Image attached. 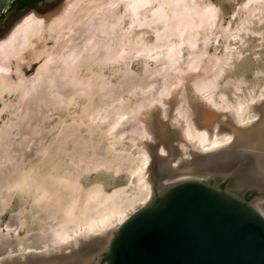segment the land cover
I'll use <instances>...</instances> for the list:
<instances>
[{
  "label": "bare ground",
  "instance_id": "bare-ground-1",
  "mask_svg": "<svg viewBox=\"0 0 264 264\" xmlns=\"http://www.w3.org/2000/svg\"><path fill=\"white\" fill-rule=\"evenodd\" d=\"M120 1L122 0H66V3L62 7L51 10L49 13H40L37 10H31L20 17L8 32L0 37V212L3 208L2 202L4 201V197H9L10 199L14 190L32 196L35 204H37L38 208L40 207L39 210L45 209V214L47 213L46 215H48L49 218L52 217V220L56 219L53 220L54 223L57 221L56 224L51 227L53 244L45 247V249L41 251V253L43 252L44 254L49 253L51 248L55 247L74 249L79 244L84 243L83 241L85 239L92 237L93 234L96 235L100 241H96L97 245L95 246L101 243L99 244L101 245L99 250L107 249L112 241L110 239L113 237L114 232L137 211L138 204L145 206L155 196L156 186H154V184L156 181L169 183L173 178L170 179V181L168 179L164 181L165 176L170 178L174 177V179H176L178 177L175 176H185L188 174H194L200 178H205L208 176L209 172L216 170L215 167L217 163L221 164V161L224 159L227 161L224 152L228 150L232 151L231 149H233V146H240L243 155H248V157L244 156L240 159L248 164L244 162V164L248 166V168L243 171L246 172V179L250 178V181L253 179L254 183H257V185L261 187L260 190L264 191V93L261 94L260 98L256 100L252 98L253 100L248 101V103L238 102L235 105H230L231 103H229L227 98L222 96V98L217 99L212 92H207V95L206 93L201 94V99L204 100L202 102H200L201 100H197L199 97L185 98L184 100L187 102L188 106H184L182 104V102H184L183 98H172L167 100L168 98L161 97L164 96L166 92L168 93V89H166L168 85H166L165 83L167 82H165L164 84L166 86L163 84L165 88L161 85V88L164 90L162 91L160 88L161 90L157 92V96H152L153 98H151V95L150 97L148 96L149 98L143 96L145 98H140V100L137 99L138 101L135 100L134 106L128 102L127 99L114 96V93H112V95L111 91L113 87L110 88L111 85L103 79L102 73H97V71L95 73L94 70L95 64H99V62L109 60L116 61L119 59L127 60L129 56L126 54L130 52L135 53V56L143 55L146 58H153L155 60L160 54H163V57L158 59L159 62L155 61L157 63L156 67L154 69H152V67L151 71L149 70L150 75L152 74L155 76L156 73H161L166 67L167 69L174 67V64L181 58V53L185 50V48L182 47L184 43L188 44L187 54L188 57H190L186 58V60H188L185 61V63L189 65L188 69H191L190 66H192V69L193 67L196 68L201 61L202 63L204 62V60L201 59H204L203 55H206L205 52L209 46L207 42H210L212 38L211 32H214L212 31L213 26H215L214 24H216L218 20L220 12L218 6L210 0H125L123 5L128 13L127 16L130 17V27L135 25L140 28L139 34L136 37L134 36L135 38H131L128 32L130 28H122L124 22L123 14L115 11V7ZM155 1L157 2L156 4H154ZM251 1H255L253 3L257 2V4H253V6L250 5L249 9H262L264 0H248L244 8H247ZM148 5L151 6L147 7ZM147 12L148 14L149 12L152 13L148 15ZM151 21L158 23V25L154 27L157 35L159 34L158 32L167 29V31L157 37L159 40L165 38V40H161L162 42L151 44V42L148 43L143 37V26L150 25ZM222 28L224 29V27ZM224 30H226V28ZM199 35L201 36L199 37ZM171 36H173V38L176 36L177 39H170ZM232 36H238V34ZM199 41H202L203 45L198 49L197 44ZM50 42H52V44ZM195 46L196 48H194ZM162 47L165 48L160 51L161 49L159 50L158 48ZM227 48H229V46H227ZM156 49L159 51L154 52ZM236 54L238 53L229 50L226 56H224L225 58L222 57L224 60L219 58V62H221V59L223 64L222 66L220 65L218 71L214 74L215 79L220 77L224 70L223 66L230 63V60L233 59ZM212 58L211 60H216L215 64L219 63L217 58L215 59V56H212ZM197 60H199V63L196 62ZM33 62H39L40 65L34 75L28 76L26 71ZM83 68L90 71L91 75H84ZM175 69L179 71V66ZM180 69H182V67ZM146 72L148 73V70ZM94 75H97L96 79L93 78ZM208 78L206 81H208ZM179 79L182 80L183 77L179 75L178 80ZM215 79H213V82L211 81V83H209V86L212 83L213 86H218ZM146 81H148V79ZM191 81L192 80H190V82ZM202 81L201 79L200 83ZM153 83L154 82H152V84H144L139 80V82L133 84L135 87L141 86L142 90L146 91ZM200 83H198V86L201 87ZM196 85L197 83L194 88L196 87L197 89ZM206 85H208V82L205 86ZM134 86L132 87L135 88ZM146 86L148 87L143 89V87ZM153 87H155V85ZM159 87L160 86L155 88L158 89ZM200 87H198V90L203 91L204 89ZM135 90L139 89L136 88ZM190 90L193 91L194 89ZM100 91L102 92L100 93ZM86 95H88L89 98H87L84 103L82 101V113L77 114L78 112L75 111L76 113L74 115L69 114L71 115V122H64L65 118L60 121V127H62L64 136L62 135L58 140L53 136V139L57 141L52 140V142L54 141V143L51 142L52 145H50V142L44 143L45 146H47H41V148L43 147L41 152L42 155H39V159L34 161L35 163L32 162L33 164L28 167L27 165L22 168L16 167L20 164H18V160L16 162L17 158H15V156H18L13 154L17 151L15 149L16 147H11L16 144V142L13 141V137L19 135V132H24L27 135H34L37 131H40L36 126H31L30 124L33 123L30 122H34L35 125L38 124L36 123L38 122L37 120L42 122V120L39 119L40 117H36L37 120L34 117L37 116L38 111L40 112L39 108H41V110L44 109H42V104H38L39 108H37L31 100L39 98L40 101L50 105L51 108L52 105L55 107L60 106L68 108L70 105L77 103V97ZM97 95L101 98H97L96 100L95 97ZM14 98L18 99L15 100ZM19 98L28 99L21 102ZM143 101H148L150 104L156 102L161 106L163 104H165V106L169 104L167 105L169 107L166 108L167 106L165 107L164 105L158 107L156 105V108H158L152 112L149 110L150 106H148L144 111H142V108L141 112H138V107H143ZM50 106L46 107L50 109ZM22 108L23 111H19ZM45 110L46 111L42 112L44 116L48 111L47 109ZM5 111H8L10 115L7 124H3ZM139 114H141V116ZM230 114L232 116H230ZM162 115L169 116L173 121H177L179 126L176 125L177 127H174L175 123L173 125L169 123V121L163 120L161 117ZM43 118L45 120V117ZM85 118L87 121H85ZM131 119H136L137 122L131 121ZM24 120H26L25 123H23ZM28 122L30 124H28ZM128 122H133L134 124L131 123L132 125L125 127ZM83 124L86 125L87 131L90 132L89 137L91 141L88 140L89 137L87 139L83 136V132L81 133L80 127ZM28 125H30V130L28 129ZM171 125H173L174 128ZM129 131L133 133L136 132L137 134V136L131 137V140L129 139L132 146L135 145L139 148L137 152L134 153L128 152L129 150L126 152L123 148H117L118 144L122 145V142L130 137L123 140L124 136L129 133ZM98 136L104 138L103 141L107 139L105 143L101 139L105 146H102V142L100 144L104 147L106 153L103 150V152L97 150L100 149L98 147H96L97 149L94 148L95 144L97 146ZM149 138H152L155 142H150ZM32 140L33 138H29L28 141L26 140L28 142V147H31L29 142ZM8 141L9 143L10 141L15 142V144L11 142L10 147L12 149H9V151L7 149L9 145L6 149L2 148ZM26 141L23 144H25ZM69 141H71L75 147V154L73 153L74 155L70 157L71 161L74 163H72L74 166H71L75 168L71 166L66 167L68 165L65 166V159L63 161L64 156L67 154L65 148ZM41 142L42 141L39 142V145L43 143ZM175 142H180L184 146L183 149H179V144ZM87 145L93 146L88 147L93 148L92 150L96 149L98 152L94 150L96 153L93 151V155L87 153V156L85 153L86 150H84V152L82 151ZM159 147L161 152L157 155L161 156L160 161H158L155 152ZM39 148L37 147V149ZM24 149L26 148H23L22 152L25 153L27 150L24 151ZM40 149L38 152L41 151ZM34 150L32 149V153ZM149 151L151 154H149ZM97 153L102 154V156ZM163 153L167 155L165 156ZM201 153L205 155L200 156L199 154ZM27 155L28 154H26V156ZM186 155L192 158H185L184 156ZM23 156H25V154ZM29 156L32 157L30 154ZM85 156L88 157L87 159L90 158L91 160H89L95 166L107 165L108 168L114 165V167H117V170H120L123 166L126 167V170L128 168L131 172L130 174L136 175L137 177L138 191L134 195H128L125 188L120 187L111 192H106L100 184L82 190V186L78 182V175L80 173H78V170L73 169H77V167L81 166L82 162L80 161L86 158ZM28 158L25 160L28 161ZM11 160H14L16 165L14 162H9ZM215 160L217 163H215ZM7 161L8 164H14L13 168L11 164H7L9 166L7 167L5 164ZM84 161L86 160L84 159ZM170 161H175L177 165L170 167L167 172H163L164 175L157 173L158 170H155L157 169L156 167L162 168L160 162L164 163ZM3 163L6 166H2ZM78 163H80V165L76 167L75 165ZM222 165L224 164L222 163ZM2 167H6L8 170ZM72 170L77 173H74ZM151 171L153 173L152 176L149 174ZM3 172L6 175L2 174ZM256 206L264 215V195L259 199ZM30 247L27 245L19 249L22 258L27 262L35 260L30 256L38 253L35 249L28 250ZM53 253H55V251ZM79 254L81 255V253ZM41 256L42 255L39 257L41 258ZM81 256L79 259H82ZM18 260L19 261H16V263L21 262L24 264L23 261L20 259ZM48 260H51V258ZM14 263L12 262V264Z\"/></svg>",
  "mask_w": 264,
  "mask_h": 264
},
{
  "label": "rangeland",
  "instance_id": "rangeland-1",
  "mask_svg": "<svg viewBox=\"0 0 264 264\" xmlns=\"http://www.w3.org/2000/svg\"><path fill=\"white\" fill-rule=\"evenodd\" d=\"M124 1L125 0H122L119 2V4L116 6L117 8L115 7V11L116 12L118 11V13L123 14L124 22L122 24V28L129 27L130 28V29H128V32L130 33L129 36L131 38H135L139 34L140 28L135 26V25H132L133 27H130V20H129L130 17L127 16L128 13L125 9V6L123 5ZM210 1L218 6L220 12L218 15V20L216 19L217 23L215 22L216 24H214L215 26H213V29H212V31H214L215 33L211 32L212 33L211 37L213 39L211 38L210 42H207V44L209 43V46L207 45L208 47H207L206 52H205L206 55H203L204 57L203 56L202 57L204 59H201V60H204V62H206V63H204V62L202 63V61H201V63H199L198 62L200 60L199 59L196 61L199 63L197 65V67L196 68L193 67L194 70L192 69V66H190L191 69H188L189 65H187V63H185V61L188 60V59L186 60V58H190V57H188V54H187L188 44H186V43H184L182 45V47L185 48V50L183 51V53H181V55H182L181 58L177 61L178 63L176 62L174 64L175 68H178V66H179V71L177 69H175L174 67L168 68L169 70L166 67L165 68L166 70L165 69L162 70L161 73H156V74L154 73L155 76L152 74L150 75L149 70L151 71L152 67H153L152 69H154L156 67V65H157L156 62H159L158 59H161L163 57V54H160L159 56H161V55L162 56L161 57L158 56V58L155 60L153 58H146L143 55H139V56L136 55L135 56L134 55L135 53L130 52V53L126 54L127 56H129V58L127 60L119 59L116 61L115 60H113V61L109 60V61L99 62V64L97 63L94 66L95 73H96V71H97V73H102L103 79L106 82H108L109 85H111L110 88L113 87V89H112L113 92L111 91V94L114 93V96H118V97L120 96L121 98H125L128 100V102H130L132 105L135 106V102L140 100V98H145V97L149 98L150 95H151V98H153L155 95L157 96V92H159L161 89H162V91L164 90L163 88H161V85L164 87V85L166 84V85H168L166 87V89H168V93L164 92L165 95L163 94L164 96H161V97L162 98H168L167 100H170L172 98H179V99L183 98V101L185 102V100H184L185 98H189V97L198 98L199 97L197 100H199V101L201 100L200 102H202L204 100L201 99L202 98L201 94L206 93V95H207V92L208 93L212 92L214 97L217 99L222 98V96L227 98L229 103H231L230 105H235L238 102L248 103V101H252L253 99L256 100V99L260 98L261 94L264 93V2H263L261 10H251V9H249L250 5L253 6V4H257V2L253 3L255 1H251L248 4V6H247L248 9H247L244 7H245V3L248 0H210ZM259 1H262V0H259ZM65 3H66V0L42 1L38 4V6L28 8L27 10L19 12V13H16L14 11L11 12L10 8H9L6 11L5 16L3 15L4 19H3L2 23L0 24V37L3 36L5 33H7L8 30L12 27V25L20 17H22L24 14H26L27 12H29L31 10H37L40 13H49L51 10L62 7ZM120 3H121V5H120ZM156 3L157 2L155 1L154 4H156ZM150 6L151 5H148L147 7H150ZM122 8H124V9H122ZM119 11H121V12H119ZM151 13L152 12H149V14H148V12H147L148 15H150ZM151 22H150V25H146V26L144 25L143 26V29H144L143 30L144 33L142 34L143 37L146 39V41L148 43L151 42V44H153L155 42H162L163 40H165V38L159 40V38H157V37L160 34L167 31V29H165L164 31L161 30L162 32H158L159 34L157 35V32L155 31L154 27L156 25H158V23H155V22L151 23ZM153 23H155V24H153ZM159 25H160V23H159ZM216 25H218L219 27ZM151 27H153V28H151ZM222 27H224V29L226 28V30H224ZM236 34H238V36H232V35H236ZM200 36L201 35H199V37ZM155 37H156V39H155ZM215 37H216V39H215ZM170 39H177V37L174 36V38H173V36H171ZM50 43L52 44V42H50ZM202 45H203L202 41H199L197 44V48L199 49ZM204 46H206V45H204ZM227 46H229V48H227ZM164 48L165 47L158 48V49L159 50L161 49L160 51H162V50H164ZM194 48H196V46ZM158 49L154 50V52L159 51ZM198 49H194V50H198ZM229 50H232L234 53H238V54H236L234 56V58L230 60V63H228L227 65L225 64L223 66L224 70L222 71L220 77H217V79H215L214 74L216 73V71H218L220 65L222 66V64H223L222 60H224V58H225L224 56H226V54H227V52H229ZM206 56L207 57L209 56V57L207 58ZM212 56L213 57L215 56V59L217 58L218 62H219V58H221L222 60L220 59V61H221V62H219L220 64L216 63L217 64L216 65L215 64L216 60L215 61L211 60V59H213ZM222 57H224V58H222ZM204 64H205V66H204ZM39 65H40L39 62L38 63L33 62L32 65L30 66V68L27 69V71H26L27 75L28 76L34 75V73L37 71ZM126 65H128V66H126ZM215 66H218V67H215ZM181 67H182V69H180ZM172 68H173V70H172ZM147 70H148V73L146 72ZM123 73H125V74H123ZM127 73H128V75H127ZM201 73L203 74V76ZM83 74L84 75H91L90 71L86 70L85 68H83ZM156 75H158V76H156ZM179 75H180V77H183L182 80L179 79L180 81L178 80ZM210 76H211V78H210ZM153 77H154V80H153ZM93 78L96 79L97 75H94ZM191 78H193V79H191ZM207 78H208V81H206ZM212 78L215 79L216 84H218L217 87L213 86V83L210 84L211 87L209 86V83H211V81L213 82ZM138 79L140 80V82H143L144 84H146V83L152 84V82H154V83L152 86L150 85L149 87L148 86L143 87V89L148 87V89H146V91H145V90H142L141 86H136V87L134 86L133 83L139 82ZM147 79H148V81H146ZM155 79H156V83H155ZM198 79H199V81H198ZM201 79L203 81H205L206 83L203 81L200 83ZM190 80H192L193 82L192 81L190 82ZM161 82H162V84H161ZM165 82H167L168 84ZM195 82L197 83V85H196L197 89H196V87L194 88V86L196 84ZM207 82H208V85H206V86L208 88L205 86V84H207ZM198 83H200L201 87L198 86ZM154 85H155V87H158V86H160V87L157 89V88L153 87ZM132 86H134L135 88H133ZM212 86H213V88H212ZM114 87H115V89H114ZM198 87H200L204 90L200 91V90H198L199 89ZM136 88L139 90H135ZM190 89H194L196 91H194V90L192 91ZM104 91H106V90H104ZM165 91H167V90H165ZM101 92L102 91H100V93ZM199 92H200V94H199ZM152 94H154V95H152ZM198 94H199V96H198ZM97 96L95 97L96 100H97V98H101V97H99V95H97ZM143 96H145V97H143ZM82 97H77L78 98L77 103L74 105H70L68 108H66V107L63 108L60 106L55 107L53 105L51 108L50 105L45 104L43 101H40L39 98H34L31 100L32 103L37 108H39L38 104H42V109H44V110H41V108H39L40 112L38 111L37 116L34 117L36 120H37V118L40 117L39 119L42 120V122H39V120H37L38 122H36V123H38V124H36V125L32 121L30 123H33L34 125L30 124L28 122V124H30L33 127L36 126V128L40 131L39 132L37 131V133H35L34 135L31 134L32 137L30 134L27 135L24 132H22V133L19 132V135H16L15 137H13V141H15L16 144H15V142L10 141V143H9V141H8L2 147L3 149L4 148L6 149L7 146L9 145L8 146L9 148H7L8 151H9V149L16 147L15 149L17 151L16 150L15 151L17 153L20 150L18 154L15 151H14L15 153H13L14 155L18 156V157L15 156V158H17L16 162L18 160V164H20L19 166L17 165L16 167L22 168V167H26L25 165H27V167H28L29 165L33 164L32 162L37 161V159H39L38 157L41 154L43 147L47 146V145L45 146L46 143L50 142V145H52L51 142H52V140H54L53 139L54 137L58 140L59 137H61L62 135L64 136V134L62 132V127H60L61 126L60 121L65 118L64 122H66V123H68L69 121L71 122L72 121L71 115H74L76 112H78L77 114L82 113L83 103L87 100V98H89V96L86 95V96H82ZM14 99L17 100L18 98H14ZM19 99L21 102H23V101L27 100L28 98H19ZM238 100H240V101H238ZM82 101H83V103H82ZM184 102H182V104L184 106L185 105L188 106L187 102H185L186 104ZM148 103H149L148 101H143L142 102L143 107H141V106L138 107V112H141L142 108H143L142 111H144L146 109V107H148V106H150L149 110L154 112L158 107L161 106L160 104H158L156 102H155L156 104L155 103H153V104L149 103L150 105ZM144 105H145V107H144ZM156 105L158 106L157 108H156ZM163 105L165 106V104H163ZM167 105H169V104H166V106ZM46 106H50V109H49V107L47 108ZM168 107L169 106H167L166 108H168ZM45 109H47V110L49 109L48 110L49 112L47 111V113L44 116V113L42 114V112L46 111ZM19 111H23V108L20 109ZM58 114H59V116H58ZM69 114H71V115H69ZM139 115L141 116V114H139ZM9 116L10 115L8 114V111H5L3 124L8 123ZM42 116L45 117V120ZM230 116H232V115L230 114ZM161 117L163 120L169 121V123H171L173 125L175 123L174 127L179 126L177 121H173L171 118H169V116L162 115ZM132 120L133 119H131V121ZM25 121L26 120H24L23 123H25ZM85 121H87V119ZM133 121L137 122L136 119H134ZM128 123H127L128 125L126 124L127 126L125 125V127H128L129 125L134 124L133 122H128ZM30 125H28V129H29ZM173 125H171V126L173 127ZM103 126H105V125H103ZM51 127H52V129H51ZM41 128L44 130H42ZM80 129H81V133L83 132L82 133L83 136L88 139V137L90 136V132L87 131L86 125L83 124L80 127ZM27 130H26V132H27ZM59 132H60V134H59ZM131 132L129 131V133H127L124 136L123 140L129 136L130 137L125 139L124 142H122L124 144V146H123V144L122 145L120 144L121 146L118 144V146H117L118 149L123 148V149H125L126 152L129 150L128 152H130V153L131 152L132 153L137 152V150L139 148H137V146H135V145L132 146L131 141H129V139L131 140V137L137 136V134H136V132L135 133L132 132V134H131ZM96 133H98V132H96ZM98 137L99 138H97L98 139L97 146L95 144L94 148L98 147L100 149L96 148L97 150H100V151L103 150L104 151V147H102V146L103 145L105 146V144H103V142L105 143V141L107 139L103 141L104 138H100V136H98ZM29 138H31V139L33 138V140L29 142L30 143L29 145L31 147L27 146L28 145L27 141L29 140ZM101 139L103 142L101 141ZM88 140H90V137ZM25 141H26V143L23 144ZM40 141L43 142V143L41 142L42 143L41 145H39ZM54 141L52 143H54ZM149 141L155 142L154 140H152V138L151 139L149 138ZM11 142H12V144L13 143L15 144L14 146H11L12 148L10 147ZM37 142H38V146H37ZM101 142H102V146L100 145ZM34 144H36V145H34ZM176 144H179V146L177 145L179 149L180 148L183 149L184 146L180 142H177ZM180 144H181V146H180ZM36 146L38 148H39V146H40V148H41V146H43L41 149L39 148L41 150V151H39L40 153L38 152L39 149H37ZM48 146H49V144H48ZM88 146H91V145H87V147L84 149L82 148L83 149L82 151L84 152V150H86V152H85L86 155H87V153H91L93 155V151L94 150L96 151V149L92 150L93 148H91V147H93V146H91V147H88ZM99 146H101V147H99ZM17 147L19 148V150ZM35 147H36L35 150H37V151L34 150ZM23 148H26V149H24V151L27 150L25 153L22 152ZM232 148L233 149H231V150L233 151V153H232V151H229V150L224 152V155L227 158V161L225 159L221 161L224 165H222V163L218 164L215 160V163H217V166L215 167V169H216L215 171H219L220 169H221L220 171H225V170L229 171V172L236 171L239 175V179L241 182L246 183V184L253 183L254 182L253 179L251 180L252 182L250 181V178L246 179V177H245L246 172H243V171H245V169L248 168V166H247L248 164L244 160L243 161L240 160L244 156L248 157V155L247 154L243 155L242 148L240 146L239 147L233 146ZM32 149L34 150L35 153L34 152L32 153ZM65 149L67 150V151L65 150L67 152V154L65 152L66 156H64L63 161L65 159V161H64L66 163L65 166L68 165L66 167H70L71 165L74 164L70 159L71 155L75 154L74 144L71 141H69V143H67ZM95 151H94V153L98 152V151H96V152ZM102 152H100V153H102ZM155 152H156V156L158 157V161H160L161 156L157 155L161 152L160 147L157 148V150H155ZM23 153L25 154V156H23L24 155ZM26 154H28L27 155L28 157H30L29 154L32 157L28 158L26 156ZM149 154H151L150 151H149ZM164 155L166 156L167 154L165 153ZM199 155L201 156V155H205V154L201 153ZM229 155H231L232 157ZM241 155H243V156H241ZM87 156H85L86 158H84L86 161H84V159H82L80 161V162H82L80 167H77L80 165V163H78L77 165H75L77 167V169H73V170H78V173L81 174V175L80 174L78 175V177H79L78 182L81 184L82 190L89 189L93 186L100 184V186L106 192H111L114 189L120 188V187H122V188L124 187L128 195H134L138 191L137 177H136V175L130 174L131 172L129 171L128 168H127V170H128L127 171L126 167H124V166L122 167L123 169L120 168V170H117L116 169L117 167H114V165L111 167H108V168H107V165L106 166H104V165L95 166L90 161L91 160L90 158H89L90 160L87 159L88 158ZM100 156H102V154H100ZM186 156H184V157L185 158L190 157L189 155L187 157ZM26 157L28 158V161L30 163L25 160V159H27ZM18 158H20V159L22 158L21 161ZM190 158H192V157H190ZM24 160H25V164H24ZM223 161H225V162H223ZM9 162H14V160L13 161L11 160ZM244 162L247 165H245ZM21 163L23 164V166ZM162 163L163 162H160V166L162 167L161 169L158 168V166L156 167L157 169H155L156 171L157 170L159 171V172L157 171V173H160V175H164V173L167 172L170 167L177 165V163L175 161L164 162L163 163L164 165ZM5 164L7 165L8 161ZM5 164L3 163L2 166ZM9 164H11V163H9ZM14 164H15V162H14ZM14 164L12 163L11 164L12 166L11 165L10 166L13 168ZM243 164L246 168L243 166ZM8 165H7V167H9ZM73 166H71V167L75 168ZM219 166H221V167H219ZM5 168H3V169H5ZM218 168H220V169H218ZM6 169L8 170V168H6ZM11 169H9V170H11ZM4 171H6V170H4ZM73 172L77 173L76 171H73ZM2 174L6 175L4 172ZM149 174H150V176H152V174H153L152 171L149 172ZM175 177H178L176 179H179V178H184V177H198V176L194 175V174H188L185 176H175ZM164 178H163L164 181H166L167 179L170 181V179H172V178H173L172 181L176 180V179H174V177L170 178V177L165 176ZM205 179H208L211 183H213V181H214V179L211 178L210 176L205 177ZM154 186H156V184H154ZM263 195H264V191L258 189V187H253L252 189H249L245 193V197L248 199H255L256 198V200L254 201L255 205L257 204L259 199L263 197ZM11 196L12 197H10V199H9V197H6V198L4 197V199H3L4 201L2 200L3 201L2 202L3 208L0 212V233H1L0 234V264H12V262L14 263V261L16 263V261L17 262L19 261L18 259L23 261L24 264H71V262H72V264L73 263L74 264H108V259L106 257L105 251L99 250V247L101 246L99 244H101V243H98V246H95V245H97V242H100V241L96 237V235H94V234L92 235V237H89L90 239L89 238L85 239L83 241L84 243L79 244L74 249L73 248L68 249V248H64V247H61V248L55 247V248H51V251L47 254H44L43 252L41 253V251H43V249H45V247H48V246L53 244L52 237H51V236H53V233H52L51 227H53L54 224H56L57 221H55V223L53 221L56 219L52 220V217H50L51 218L50 219L48 217V215H46L47 213L45 214V212H46L45 209L39 210L40 207L38 208L37 204H35V201H34L32 196H30L24 192L18 191V190H14V193ZM257 196H258V198H257ZM5 199H7L8 201ZM142 207H143L142 205L138 204L137 211L140 210ZM136 212H134L133 214H135ZM117 231H118V229L114 232V235L116 234ZM114 235H113V237H114ZM113 237L110 240H112ZM27 245L29 247L31 246L28 250H34L35 249L38 251V253H36L38 255L35 254L33 256H30V257H33V259H35L32 262H27L25 259H23L22 254L19 251L20 248L22 249V247L27 246ZM54 251H55V253H53ZM79 253H81L82 256ZM40 255H42L41 258L39 257ZM75 256H76V258H75ZM80 256L82 257V259H79ZM50 258H51V260H48ZM39 259H41V260H39ZM74 259H76V260H74ZM37 260H39L40 262ZM19 263L23 264L21 262H19ZM19 263H16V264H19Z\"/></svg>",
  "mask_w": 264,
  "mask_h": 264
},
{
  "label": "water",
  "instance_id": "water-1",
  "mask_svg": "<svg viewBox=\"0 0 264 264\" xmlns=\"http://www.w3.org/2000/svg\"><path fill=\"white\" fill-rule=\"evenodd\" d=\"M15 0H0V18ZM49 1V0H48ZM156 181L103 250L108 264H264V215L236 171Z\"/></svg>",
  "mask_w": 264,
  "mask_h": 264
},
{
  "label": "trees",
  "instance_id": "trees-1",
  "mask_svg": "<svg viewBox=\"0 0 264 264\" xmlns=\"http://www.w3.org/2000/svg\"><path fill=\"white\" fill-rule=\"evenodd\" d=\"M37 0H15L13 4H17L20 11H25L32 7V3ZM20 2V3H19Z\"/></svg>",
  "mask_w": 264,
  "mask_h": 264
},
{
  "label": "flooded vegetation",
  "instance_id": "flooded-vegetation-1",
  "mask_svg": "<svg viewBox=\"0 0 264 264\" xmlns=\"http://www.w3.org/2000/svg\"><path fill=\"white\" fill-rule=\"evenodd\" d=\"M42 1H47V0H37L36 2L34 1L33 3H32V7H36V6H38V4L40 3V2H42ZM14 3V2H13ZM11 4V6H10V11L12 12V11H14V12H16V13H19V12H22V11H20L19 9H18V7H17V4ZM20 3V2H19ZM6 13V12H5ZM5 13L3 14L4 16H5ZM3 15H2V17L0 18V24L2 23V21H3V19H4V17H3Z\"/></svg>",
  "mask_w": 264,
  "mask_h": 264
}]
</instances>
